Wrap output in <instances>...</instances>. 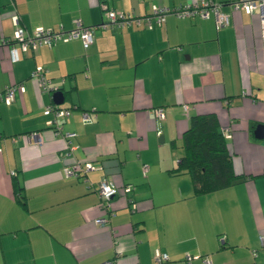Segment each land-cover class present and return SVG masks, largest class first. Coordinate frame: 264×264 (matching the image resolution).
Instances as JSON below:
<instances>
[{"label":"crops","instance_id":"obj_1","mask_svg":"<svg viewBox=\"0 0 264 264\" xmlns=\"http://www.w3.org/2000/svg\"><path fill=\"white\" fill-rule=\"evenodd\" d=\"M188 1L0 0L6 38L12 14L26 29L65 30L74 20L98 24L101 2L142 17L139 24L96 28L86 48L79 38L34 50L14 43L12 61L0 45V86L22 84L9 103L0 101V264H185V254L197 255L190 264H204L202 256L212 264H264L260 10L214 0L228 14L219 28L212 15L166 13L160 22L151 15ZM36 65L45 68L51 91L30 75ZM51 103L69 108L58 120L74 133L69 151L48 124L44 106ZM193 113L216 117L237 175L228 186L194 193L189 174L173 171ZM74 162L91 167L81 177L64 175ZM100 178L118 188L104 224L94 221L103 215L94 189ZM125 184L130 189L123 192ZM156 249L167 259L155 263Z\"/></svg>","mask_w":264,"mask_h":264},{"label":"built area","instance_id":"obj_2","mask_svg":"<svg viewBox=\"0 0 264 264\" xmlns=\"http://www.w3.org/2000/svg\"><path fill=\"white\" fill-rule=\"evenodd\" d=\"M219 3L214 0H191L183 4H178L171 8H157L154 9L151 15L160 22L164 20V15L166 13H171L178 17H191L198 16L201 18L212 15L214 19V24L216 28L225 25L228 21V14L221 11L219 8ZM102 9V20L96 25H83L79 20H74V25L65 30L63 28H43L41 26L34 27L31 31H28L19 23V18L17 14L11 15L12 23L14 24V29L12 36L6 38L0 36V45H4L8 49V54L10 60L14 61L18 59L17 48L14 46L16 43L21 50H34L37 46L45 44L50 46L52 43L58 40H69L73 38H79L81 40L82 46L86 48L93 40V32L96 28H106V27H120L131 22L139 24L141 21V16L135 15L130 12L117 11L108 8L104 3L100 4ZM231 7L234 10L242 9L248 11L249 13L258 9L259 11V25H260V37L262 41V48L264 49V0H233L231 2ZM149 16H144V19L148 21ZM45 68L40 65L34 66L31 71V76L36 80V83L40 90L51 91L54 87L50 84V80L45 76ZM22 84L13 83L5 86H0V101L9 103L14 96V92L17 89H21ZM183 109H187V105L183 104ZM45 113H51L52 118L48 120V124L51 125L53 134L60 135L65 139L68 151L73 148L70 143V138L73 136V132L63 131L61 129V123L58 121L69 115V108L62 107L56 103H51L44 106ZM154 113L157 118H161L162 108H154ZM87 113L83 112V118L87 119ZM33 137V133L29 132L26 134ZM91 167L89 162L83 164L79 162H74L63 167V173L66 176L81 177V175ZM143 170L146 169V165H143ZM89 185H91L89 183ZM94 189L98 195V207L103 212L102 216H97L94 221L97 224H104L108 221L109 215L112 214V209L109 205L110 198L118 193V188L109 180L105 178H100L95 184ZM130 185L125 184L122 187V191H129ZM193 256L185 254L184 260L185 264H190V259ZM199 256V255H198ZM153 259L155 263L167 259L165 252L158 249L154 250ZM204 264H212L207 256H202ZM106 264V262L99 263Z\"/></svg>","mask_w":264,"mask_h":264},{"label":"trees","instance_id":"obj_3","mask_svg":"<svg viewBox=\"0 0 264 264\" xmlns=\"http://www.w3.org/2000/svg\"><path fill=\"white\" fill-rule=\"evenodd\" d=\"M180 143L183 152L173 171L189 174L194 193L222 188L236 180L225 137L213 113L190 114Z\"/></svg>","mask_w":264,"mask_h":264},{"label":"water","instance_id":"obj_4","mask_svg":"<svg viewBox=\"0 0 264 264\" xmlns=\"http://www.w3.org/2000/svg\"><path fill=\"white\" fill-rule=\"evenodd\" d=\"M52 96H53V98H54V101L57 102V103H60V102H62V100H63L62 92H61L60 90H56V91H54V92L52 93ZM261 128H263L262 125H257V126H256V128H255V130H254V132L256 133V136H260V134H259L258 132L261 130ZM159 136H160V138H161V134H160Z\"/></svg>","mask_w":264,"mask_h":264}]
</instances>
